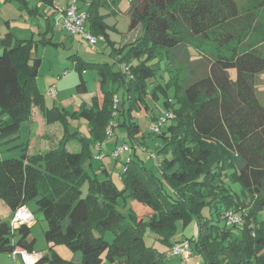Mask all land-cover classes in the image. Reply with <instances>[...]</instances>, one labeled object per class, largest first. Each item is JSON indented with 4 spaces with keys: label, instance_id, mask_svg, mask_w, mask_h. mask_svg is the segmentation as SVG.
Segmentation results:
<instances>
[{
    "label": "trees",
    "instance_id": "16d2710c",
    "mask_svg": "<svg viewBox=\"0 0 264 264\" xmlns=\"http://www.w3.org/2000/svg\"><path fill=\"white\" fill-rule=\"evenodd\" d=\"M81 1H89L90 31L112 47L120 67L80 64L81 78V67L100 69L102 96H93L91 105L83 102L75 115L90 122L98 141L128 114L114 106L120 89L127 91L130 110L148 112L151 99L163 98L174 117L168 129L153 131L162 139L155 160L162 159L148 166L130 158L119 188L111 178L99 179L87 170L85 164L91 165L94 154L93 141L85 137L77 136L82 141L78 151L66 147L68 135L61 146L31 151L34 109L48 123L59 118L66 123V116L58 106L45 104L37 86L40 40L8 32L0 36V144L6 146L0 148V199L12 212L35 201L48 223V241L81 251V264H102L105 252L111 264H164L167 251L145 242L147 229L158 233L168 249L189 240L193 255L204 259L196 264H264V219H259L264 211V105L254 85L255 75L264 70V56L256 44L245 42L264 0H253L243 9L237 0H134L130 29L141 25L142 33L119 47L110 37V30L117 28L100 11L118 0ZM179 59L190 64L189 69L194 62L201 64L202 73L187 69L191 80L181 78ZM163 65L167 78L159 75ZM233 67L236 79L229 73ZM86 89L82 78L78 90ZM124 119L130 133L141 130L131 112ZM228 179L240 182L249 200H241ZM121 196L143 204L146 213L139 214L132 204L128 214L123 213ZM229 210L237 215L241 211L240 223L228 222ZM194 218L200 226L197 237L174 236L179 219L188 225ZM238 224L243 225L240 236L231 231ZM106 230L115 232L112 242L103 237ZM30 232L27 223L12 229L0 216V252L11 254L18 247L35 252ZM54 263L78 264L66 261L52 246L36 262Z\"/></svg>",
    "mask_w": 264,
    "mask_h": 264
},
{
    "label": "rangeland",
    "instance_id": "374dc122",
    "mask_svg": "<svg viewBox=\"0 0 264 264\" xmlns=\"http://www.w3.org/2000/svg\"><path fill=\"white\" fill-rule=\"evenodd\" d=\"M24 0H0V35H5L8 32H13L16 37L20 39L32 38L40 40V47L38 48V54L42 57V64L40 66L39 75L36 78L37 86L44 93L45 104L48 107L58 106L60 111L66 116V123L62 119H56L51 123L47 122V119L40 113L38 108L33 111V133L29 149L31 151H41L43 146H46V150L50 148H55L62 145V141L65 136L68 135V141L66 147L72 150H78L82 147V141L78 137H85L88 140L93 141V154L91 165L90 162L85 164L87 170L91 173L93 177H98L99 179L111 178L119 188L123 187V169L127 162L131 159H141L144 160L148 166H152L156 162L157 156L153 158L152 155L156 154L158 147L162 144L161 137L153 133V128L157 123V120H166L164 127L169 128L173 119H169V112L165 108L163 98L161 100L151 99L150 108L148 112L139 111L136 108L130 110V100L128 98L127 91L122 88L117 91V95L120 99L119 110L123 107L125 108L127 116L122 117L121 124L108 127L112 129L110 135L99 138L98 141L94 139L90 122L81 116L75 115L77 111L82 108V103L91 105L93 103V96H102V88L100 83V78L103 77L99 68L94 67H81L83 70L82 78L86 82V90H78V84L81 83L82 78L80 75L79 66L83 61H94V62H109L113 66L116 65V70L119 69V63L116 62L111 54L112 47L107 45L105 41L98 38L96 44L90 42L87 35L84 33H79L76 35L71 34L64 26L62 22V16L60 9L65 8L68 5V0H55L57 5L55 10L56 14L53 18V26L51 29H46V23L41 15L34 14L31 10L33 5H37V0H30V5L25 6ZM54 1V3H55ZM75 1V0H71ZM241 9L248 7L250 4L255 3L253 0H237ZM70 3V2H69ZM77 5V4H76ZM80 6V4H78ZM77 5V6H78ZM104 7L101 10L104 11ZM29 14L33 16L28 17ZM117 16V15H116ZM112 15L107 20L109 23H115L123 31L130 27V18L127 15L119 14L117 17ZM117 19V20H116ZM36 22L40 26H32L31 22ZM252 30L245 42H252L262 49L264 56V6L259 8L258 15L255 23L252 24ZM48 30V32H46ZM54 32V35H53ZM110 35L112 39L120 40L122 33L114 32L110 30ZM51 36V39L47 37ZM117 47L120 43H117ZM0 54L3 53V47L0 45ZM194 52V50H193ZM195 54V53H194ZM196 56V55H195ZM182 63L178 67V75L189 81L190 75L189 69L190 64L187 62ZM203 65V62H202ZM82 66V65H81ZM201 64L194 62L191 66L192 69L198 71L200 74L203 69L200 68ZM165 66L160 71L159 75H165ZM86 68V69H85ZM192 69H189L192 71ZM197 73V74H199ZM229 73L233 79L237 78V69L230 68ZM113 80H111V84ZM254 85L256 90V95L264 105V70L257 73L254 77ZM172 95L173 92H170ZM115 99V98H114ZM116 102L114 101V106ZM117 105L115 107H117ZM119 112V111H118ZM132 113L135 120L141 127L138 132L130 133L127 124H124V118L128 119L129 113ZM116 115V114H115ZM118 121V115L115 116ZM44 119V125L40 131V119ZM163 127V128H164ZM74 133V134H73ZM78 136V137H77ZM126 146L125 149L120 152L117 156L114 154L120 147ZM6 148L5 144H0V148ZM44 149V150H45ZM5 152H8L6 149ZM45 150V151H46ZM162 159V156H158V161ZM156 162V163H157ZM107 169V171H106ZM229 187L240 195V199L246 198L243 193L242 184L236 182L233 179H228ZM87 190V186L84 189ZM136 209L139 214L146 213L147 208L141 205V203L135 202L131 203L129 199L121 196L119 199V208L123 213L128 214V209L130 206ZM29 208L35 214V223L31 225V232L28 240H34L33 247L34 251L43 253L47 252L50 246L53 247V251L60 254L66 261H75L81 264L82 253L81 251H73L66 243L58 242L53 243L48 241L45 236V232L48 229V223L45 218L44 212L38 207L35 201L29 203ZM143 212V213H142ZM238 215L241 211H237ZM144 219H149V215L145 214ZM259 219H264V211L260 213ZM221 222V220H220ZM225 221L222 220L224 225ZM242 224L238 226H232L231 231L240 236L242 231ZM177 231L174 233L175 237L180 238H192L197 237L200 233V226L198 225V219L194 218L192 222L188 225L184 224L182 219L177 222ZM145 242L154 246L159 252H168V246L164 245L159 234L154 230L147 229L144 234ZM103 237L112 242L115 238V232L113 230H106L103 232ZM191 244V243H190ZM164 264H182V260L185 259V264H196L198 259L204 261L201 255H191L187 258L183 256H167ZM198 251H196V254ZM200 253V252H199ZM21 255L17 254L16 258L8 253H0V264H11L14 263V259L20 260ZM115 263V262H114ZM24 264V263H22ZM61 264V263H54ZM102 264H111L107 257V252L103 254ZM123 264V262L121 263Z\"/></svg>",
    "mask_w": 264,
    "mask_h": 264
},
{
    "label": "built area",
    "instance_id": "2783aa9c",
    "mask_svg": "<svg viewBox=\"0 0 264 264\" xmlns=\"http://www.w3.org/2000/svg\"><path fill=\"white\" fill-rule=\"evenodd\" d=\"M63 26L73 35L84 33L87 35V38L91 43L96 44L98 41V37L95 36L88 27V13L85 10H81L78 8L74 1L68 3L65 8L60 9ZM114 101L116 102L115 106L119 102L118 96H115ZM174 117L173 113H169L168 118L171 119ZM166 120L160 119L157 120L156 125L153 128V131L159 132L162 130V127L165 125ZM112 133V129L107 130V134L110 135ZM126 146L120 147L114 154L117 156L120 152L125 149ZM155 157V154L152 155ZM225 216L228 219V222L235 224L241 222V217L229 210L225 213ZM35 220L34 212L28 208L27 205L19 207L15 212L13 217L10 220V225L12 229L17 228L22 223H27L28 225L32 224ZM31 226V225H30ZM21 255V260L24 264H36L39 255L29 252L26 249L16 248L11 255L16 258V255ZM193 255V250L191 248V244L189 240H183L179 243L173 245L170 250L167 252V256H183L187 258ZM182 264L185 263V259L182 260Z\"/></svg>",
    "mask_w": 264,
    "mask_h": 264
},
{
    "label": "crops",
    "instance_id": "0c3cea01",
    "mask_svg": "<svg viewBox=\"0 0 264 264\" xmlns=\"http://www.w3.org/2000/svg\"><path fill=\"white\" fill-rule=\"evenodd\" d=\"M27 1V4H28V7H29V5H30V0H26ZM38 1V3H37V5L35 6V5H33L32 6V11L34 12V14H39V15H41V17L42 18H44V20H45V23H46V29H51L52 28V26H53V18L55 17V14H56V6H58L59 5V3H58V5H57V1H55V0H53V1H55V3L54 2H52V0H37ZM133 1L134 0H118V2H117V5L115 6V5H112V7H104L103 9H104V11L103 10H101L100 9V11H101V13H103V14H106V22L109 24V25H111V26H115L117 29H112L114 32H117V33H122V35H121V38H120V40H118V39H113L116 43H120V45H124V44H127V43H131V42H133L136 38H138L140 35H141V33H142V26L141 25H138V26H136L135 28H133V29H130V27L127 29V30H125L124 29V31L120 28V27H118V25L116 24V22L118 21L117 19V21L115 22V23H109L107 20L109 19V17H111L112 15H119V14H121V15H127V16H129V18L131 19V7H132V3H133ZM69 2H71V0H68V3ZM76 2V4L78 5V4H80V6L78 5V8H80L81 10H85V11H87V6H88V2H86V3H84V2H82L81 0H77V1H75ZM111 10H115V14L114 13H110L111 12ZM31 16H33L32 14H29L28 15V17H31ZM116 16V17H117ZM31 24H32V26H34V27H36V26H40L38 23H36V22H31ZM12 32V31H11ZM46 32H48V30L46 31ZM13 33V32H12ZM14 34V33H13ZM15 35V34H14ZM53 35H54V32H53ZM0 36H4V35H0ZM16 37V36H15ZM110 37H111V35H110ZM17 38H19V37H17ZM33 38V37H32ZM48 39H51L52 40V37L51 36H48L47 37ZM26 39H28V38H26ZM1 50H2V48H0ZM43 61V60H42ZM105 62H107V61H105ZM40 71V70H39ZM39 110V109H38ZM40 113H41V111H40ZM40 125H41V127H40V131L42 130V127H43V125H44V119L43 118H41L40 120ZM32 138V137H31ZM31 142V141H30ZM43 148L45 149L46 148V146H43ZM41 150V152H44L45 150ZM51 149V148H50ZM81 149V148H80ZM80 149H78V150H80ZM69 150H71V151H78V150H72V149H69ZM47 151V150H46ZM2 154V152H1V150H0V155ZM107 170V169H106ZM28 208H29V206H28ZM30 209V208H29ZM13 215H14V212H12V210H11V208L8 206V204L4 201V200H2V199H0V216L2 217V218H4L5 220H7V221H10L11 220V218L13 217ZM36 220V219H35ZM35 220H34V222L32 223V224H34L35 223ZM32 224H30V225H32ZM180 238V237H179ZM0 253H4V252H0ZM33 253H35V254H38L39 256L42 254V253H39V252H33ZM8 254H10V253H8ZM11 255V254H10ZM20 260H21V257H20ZM22 261V260H21ZM201 260L200 259H198V262H200ZM198 262H196V263H198ZM23 262H20L19 260H17V259H14V263H11V264H22Z\"/></svg>",
    "mask_w": 264,
    "mask_h": 264
}]
</instances>
